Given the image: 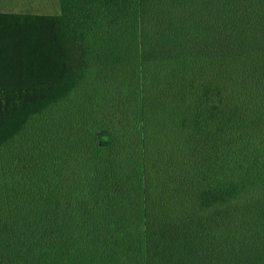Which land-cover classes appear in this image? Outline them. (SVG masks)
Segmentation results:
<instances>
[{"label":"trees","instance_id":"1","mask_svg":"<svg viewBox=\"0 0 264 264\" xmlns=\"http://www.w3.org/2000/svg\"><path fill=\"white\" fill-rule=\"evenodd\" d=\"M0 11V264H264V0Z\"/></svg>","mask_w":264,"mask_h":264},{"label":"rangeland","instance_id":"2","mask_svg":"<svg viewBox=\"0 0 264 264\" xmlns=\"http://www.w3.org/2000/svg\"><path fill=\"white\" fill-rule=\"evenodd\" d=\"M0 11L59 14L58 0H0Z\"/></svg>","mask_w":264,"mask_h":264},{"label":"crops","instance_id":"3","mask_svg":"<svg viewBox=\"0 0 264 264\" xmlns=\"http://www.w3.org/2000/svg\"><path fill=\"white\" fill-rule=\"evenodd\" d=\"M58 4H59V1H58ZM59 8H60V5H59ZM31 13H33V12H31ZM35 14H41V13H35Z\"/></svg>","mask_w":264,"mask_h":264}]
</instances>
